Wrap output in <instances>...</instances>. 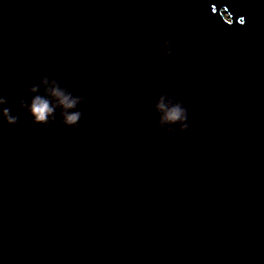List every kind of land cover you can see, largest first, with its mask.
<instances>
[{
    "label": "water",
    "instance_id": "water-1",
    "mask_svg": "<svg viewBox=\"0 0 264 264\" xmlns=\"http://www.w3.org/2000/svg\"><path fill=\"white\" fill-rule=\"evenodd\" d=\"M50 53L76 129L18 107ZM161 92L189 110L165 149ZM0 93V264H264V0H0Z\"/></svg>",
    "mask_w": 264,
    "mask_h": 264
},
{
    "label": "clouds",
    "instance_id": "clouds-1",
    "mask_svg": "<svg viewBox=\"0 0 264 264\" xmlns=\"http://www.w3.org/2000/svg\"><path fill=\"white\" fill-rule=\"evenodd\" d=\"M174 46L168 40L160 42L155 55L171 58ZM45 69L53 73H61L62 67L55 53L48 54L44 68L37 74L33 84L26 93L18 99V107L26 112L33 123L45 129H51L57 121L64 127L76 129L84 115L87 96L76 91L81 88V82L69 74L50 76L44 74ZM155 114L154 133L162 136L158 147L165 149L175 142L179 135L189 131V110L183 100L168 92H161L151 106ZM149 115L148 109L139 110L135 116L138 127H142ZM20 112H13L8 94L0 93V121L10 127H15L19 121ZM62 167L52 169L54 176L63 174Z\"/></svg>",
    "mask_w": 264,
    "mask_h": 264
}]
</instances>
